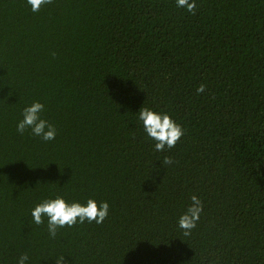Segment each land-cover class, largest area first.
Wrapping results in <instances>:
<instances>
[{"label": "trees", "instance_id": "trees-1", "mask_svg": "<svg viewBox=\"0 0 264 264\" xmlns=\"http://www.w3.org/2000/svg\"><path fill=\"white\" fill-rule=\"evenodd\" d=\"M196 3L0 0V264H264V0ZM37 101L54 141L16 131ZM142 107L182 126L173 148ZM56 196L109 215L53 238L31 210Z\"/></svg>", "mask_w": 264, "mask_h": 264}, {"label": "clouds", "instance_id": "clouds-1", "mask_svg": "<svg viewBox=\"0 0 264 264\" xmlns=\"http://www.w3.org/2000/svg\"><path fill=\"white\" fill-rule=\"evenodd\" d=\"M33 12H38L43 5L52 3V0H27ZM178 8L195 14L197 8L196 0H176ZM205 86L201 85L198 93H202ZM45 105L41 102H33L25 107L22 112V119L16 124V131L24 134L27 130L34 137H39L45 142L54 141L57 136L56 126L43 117ZM138 113V119L142 122L144 132L148 138L155 141V150L164 151L166 148H173L183 137L184 130L169 114L158 112L148 107H142ZM165 164L172 161L166 158ZM110 211V205L106 201L97 202L95 199H88L86 203L79 201H67L63 196L44 199L32 210V222L41 225L47 221V231L51 237H55L59 229L72 227L77 223L83 224L95 222L100 224L105 221ZM203 212V202L196 195H192L191 204L180 216L178 227L188 236L194 229ZM29 257L22 255L18 264H26ZM56 264H63V259H58Z\"/></svg>", "mask_w": 264, "mask_h": 264}]
</instances>
